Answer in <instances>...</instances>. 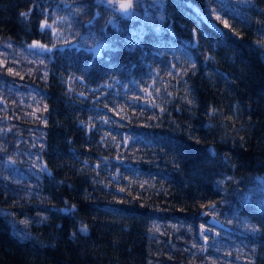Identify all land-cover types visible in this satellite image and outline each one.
Returning a JSON list of instances; mask_svg holds the SVG:
<instances>
[{
  "label": "trees",
  "instance_id": "1",
  "mask_svg": "<svg viewBox=\"0 0 264 264\" xmlns=\"http://www.w3.org/2000/svg\"><path fill=\"white\" fill-rule=\"evenodd\" d=\"M0 264H264V0H0Z\"/></svg>",
  "mask_w": 264,
  "mask_h": 264
},
{
  "label": "water",
  "instance_id": "2",
  "mask_svg": "<svg viewBox=\"0 0 264 264\" xmlns=\"http://www.w3.org/2000/svg\"><path fill=\"white\" fill-rule=\"evenodd\" d=\"M97 2H100V3H103L105 5H108V4H112L113 5V8L114 10L124 16V17H128L129 14H130V9L128 10V12H122L119 10V5L122 4V3H127V0H96ZM198 10V9H197ZM198 13L201 14V12L198 10ZM204 21L211 27H213L214 29H216L217 31H221V28L219 25L216 24V22L212 19H205L203 17ZM60 209L62 210H67V207L64 205L62 206H59ZM198 216L204 220L205 222L207 223H210V224H213L217 227H220V228H224L226 230H229V231H233V228L231 225L223 222L216 214L208 211L207 209L205 208H201L199 209L198 211Z\"/></svg>",
  "mask_w": 264,
  "mask_h": 264
},
{
  "label": "snow or ice",
  "instance_id": "3",
  "mask_svg": "<svg viewBox=\"0 0 264 264\" xmlns=\"http://www.w3.org/2000/svg\"><path fill=\"white\" fill-rule=\"evenodd\" d=\"M131 8H132V0H127V3H122L119 5V10L122 12H125V13L128 12V10ZM24 15H26V14L21 13V16H24ZM216 19L221 20V17L217 16ZM221 22L225 25V27H228L227 21L222 20ZM45 26H47V25L46 24L41 25L42 28Z\"/></svg>",
  "mask_w": 264,
  "mask_h": 264
},
{
  "label": "rangeland",
  "instance_id": "4",
  "mask_svg": "<svg viewBox=\"0 0 264 264\" xmlns=\"http://www.w3.org/2000/svg\"><path fill=\"white\" fill-rule=\"evenodd\" d=\"M92 48H93V50H96L97 44H94V46Z\"/></svg>",
  "mask_w": 264,
  "mask_h": 264
}]
</instances>
